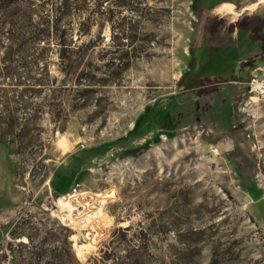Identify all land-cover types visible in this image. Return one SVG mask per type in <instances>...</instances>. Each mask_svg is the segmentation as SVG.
I'll list each match as a JSON object with an SVG mask.
<instances>
[{"label":"rangeland","instance_id":"1","mask_svg":"<svg viewBox=\"0 0 264 264\" xmlns=\"http://www.w3.org/2000/svg\"><path fill=\"white\" fill-rule=\"evenodd\" d=\"M255 70L264 0H0V264H264Z\"/></svg>","mask_w":264,"mask_h":264},{"label":"built area","instance_id":"2","mask_svg":"<svg viewBox=\"0 0 264 264\" xmlns=\"http://www.w3.org/2000/svg\"><path fill=\"white\" fill-rule=\"evenodd\" d=\"M247 87L248 92H253L254 96L264 100V70L252 71L246 81H235ZM249 98H253L249 96Z\"/></svg>","mask_w":264,"mask_h":264},{"label":"trees","instance_id":"3","mask_svg":"<svg viewBox=\"0 0 264 264\" xmlns=\"http://www.w3.org/2000/svg\"><path fill=\"white\" fill-rule=\"evenodd\" d=\"M65 230H66V235H65V239H66V242L68 243V237H69V229L67 227H63ZM23 234V233H22ZM19 236V235H18ZM28 238H32L30 235H27Z\"/></svg>","mask_w":264,"mask_h":264}]
</instances>
